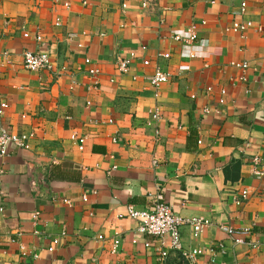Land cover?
I'll return each mask as SVG.
<instances>
[{
	"label": "crops",
	"instance_id": "1",
	"mask_svg": "<svg viewBox=\"0 0 264 264\" xmlns=\"http://www.w3.org/2000/svg\"><path fill=\"white\" fill-rule=\"evenodd\" d=\"M213 1L0 0V124L33 134L0 156V264H186L159 258L126 214L157 193L212 221L197 237L180 226L183 247L203 249L194 264H264V178L251 172L254 156L264 164V0ZM190 30L194 41L174 38ZM25 49L47 51L53 70L26 69ZM156 68L169 74L158 89ZM219 224L250 227L258 246Z\"/></svg>",
	"mask_w": 264,
	"mask_h": 264
},
{
	"label": "built area",
	"instance_id": "2",
	"mask_svg": "<svg viewBox=\"0 0 264 264\" xmlns=\"http://www.w3.org/2000/svg\"><path fill=\"white\" fill-rule=\"evenodd\" d=\"M211 2H214L211 0ZM245 3L241 4V10H244ZM251 21L247 20L246 22H234L232 24V30L234 31H244L247 27L251 26ZM24 37H29L28 32L23 33ZM71 36V35H70ZM176 40H183L187 42H192L196 38V34L193 30H190L189 35L186 38H182L180 35H175ZM34 39L37 42H42V36L37 32L34 34ZM4 55H7V52H3ZM159 56L168 58L170 56L169 52H160ZM190 57H193V54H190ZM22 62L23 66L30 70H53V63L50 58V55L47 51L36 50L31 51L25 49L22 53ZM91 62L90 58H84V64H89ZM128 59H120L116 64V68L120 73H127L129 68ZM233 65L246 68V62H233ZM99 73V69L96 67H88L87 75L91 78ZM169 74L162 71L159 68H156L153 74L148 77V80L153 88L158 89L163 83L167 82ZM98 85L97 81L92 82V87L96 88ZM207 90H210V87H207ZM222 94L225 93L224 89L220 91ZM7 107L5 102L0 103V114L2 110ZM152 120H158L160 118V110L157 106L151 111ZM32 133L29 132H13L9 131L5 126L0 124V156H5L8 154L11 146H17L24 149L30 147L29 139L32 137ZM71 139L74 140L80 150L84 147L85 136H78L76 134L71 135ZM251 172L256 178H264V164L261 163V160L258 156L252 158V168ZM247 190L244 189L240 192V196L235 199V203L239 204L243 199L247 197ZM83 200H86V197L83 196ZM38 212L35 213V217ZM126 214L131 219L137 222L136 230L140 234L154 236L158 242L155 246V250L158 253L159 258H165L169 249L178 251L181 256L187 259L186 264H194L197 261L199 255L203 253L202 248H194L192 250H186L181 242L180 236V226L188 224L192 230V236L197 237L203 231V229L212 224V221L199 216H191L185 218L176 212L173 211L170 204H168L164 196L161 193H157L153 205L151 207L136 208L134 205H128ZM219 228L223 229L237 244H247L252 248L258 246V241L251 239V228L250 227H233L231 225L219 224ZM64 234V231L62 232ZM99 239L102 238V235L98 236ZM118 239H114L113 249L116 250L118 247ZM58 239L53 240V244L56 245ZM145 245H150L149 242H145ZM211 262L215 261V254L212 249H210Z\"/></svg>",
	"mask_w": 264,
	"mask_h": 264
}]
</instances>
